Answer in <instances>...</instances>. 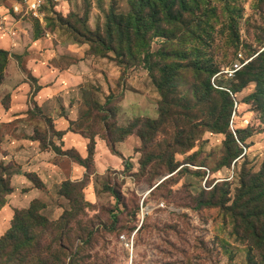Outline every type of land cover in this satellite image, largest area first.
Masks as SVG:
<instances>
[{
  "label": "rangeland",
  "instance_id": "374dc122",
  "mask_svg": "<svg viewBox=\"0 0 264 264\" xmlns=\"http://www.w3.org/2000/svg\"><path fill=\"white\" fill-rule=\"evenodd\" d=\"M43 1L40 20L0 2V107L18 96V119L0 122V240L24 226L0 264H264L256 84L217 79L243 158L227 166L225 135L209 130L224 104L214 74L240 55L247 72L264 50V0L178 1L171 18L143 23L139 0ZM33 154L40 175L21 169ZM18 175L44 196L16 222L28 191L14 194ZM223 194V206L197 207Z\"/></svg>",
  "mask_w": 264,
  "mask_h": 264
},
{
  "label": "trees",
  "instance_id": "16d2710c",
  "mask_svg": "<svg viewBox=\"0 0 264 264\" xmlns=\"http://www.w3.org/2000/svg\"><path fill=\"white\" fill-rule=\"evenodd\" d=\"M178 1H179V5L184 8L187 5H189L188 0H139V5H140L139 14L144 15L145 13L144 17H142L141 23H143L146 17L159 18V20H161V17H165L168 19L171 18L174 15L173 12L175 10V7ZM199 1L201 3H206V4L208 3L207 0H199ZM133 24H135V20L131 18L129 21V26L127 28V31H131L132 29H135L137 35H141L140 32L142 31V29L140 27L134 28ZM161 38L164 39L163 41L165 44L174 42V39H172L171 37H167L165 35H161ZM140 42L146 43V40L142 38L140 39ZM128 43L129 44L132 43L131 38L128 39ZM131 46L132 45H130L129 47ZM9 56L10 55L8 54V52L4 50H0V85L4 78V72L6 71ZM245 68L246 66L242 70H240L238 73H236L233 80H235L238 76L239 78H241L239 88L244 86L247 83L256 84V91L248 97V100L251 105L255 106L257 110H260V111L262 110L261 112L264 114V50L254 59L251 65L247 68V72H243ZM234 91H237V89L235 88ZM219 93H220V98L222 102H224V104L221 105L220 109L218 110L217 118L214 121L215 123L210 127L209 130H212V132H216V133H223L225 135L226 139L223 143L222 159L227 164V166H229L232 161L236 162L238 158L240 159L244 157V155H241L242 150L239 148V145H238L239 142L242 143L244 141V136H242L243 131L237 130L236 132L231 133L228 130V122H229L230 112L233 106V102L228 92L221 91ZM11 191L12 189L10 188L9 192L11 193ZM225 196L226 195L223 194L221 195V197L213 196L212 199H209L206 201H200L198 202L197 207L223 206V204H225L224 202ZM34 201L32 202V204L30 205L28 209H22L24 211L16 210L15 211L16 217L14 221L16 222L19 221V215L21 214H31L37 205V202H34ZM21 220H23V217L20 218V221ZM23 228L24 226H20L18 227V230H16L15 232L16 228L14 224L12 228L1 238L0 240V263L11 260V255H10L11 245L9 244L10 241L12 242L18 241L19 246L22 245L21 243L22 236L19 235V232H20L19 230H22ZM254 238H257L258 241L261 242V239H259L260 237L258 234L254 233ZM24 246L25 245H23L22 247H19L18 249H22ZM16 248L17 246L15 247V249ZM42 249L43 247L40 244H37L33 248L32 254L38 258ZM48 249L50 250L51 247H49ZM258 249L264 251V246L260 245L258 246ZM25 262H26L25 257L22 254L19 255L18 258H16V264H25ZM50 264H55V263H50ZM61 264H66V263L63 262Z\"/></svg>",
  "mask_w": 264,
  "mask_h": 264
},
{
  "label": "crops",
  "instance_id": "0c3cea01",
  "mask_svg": "<svg viewBox=\"0 0 264 264\" xmlns=\"http://www.w3.org/2000/svg\"><path fill=\"white\" fill-rule=\"evenodd\" d=\"M12 2H14V0H8V3L9 5L12 4ZM6 77V75H5ZM18 96H13L11 95L10 98H12V101L11 104L8 103V105L6 107L2 106L0 107V122H6V123H10V122H13L14 120L18 119V110L16 109L17 106V99ZM70 135L67 136V138H69ZM31 144H33L32 146H36L34 145L33 142H31ZM26 148L25 149H22L21 151H28V147L27 145H25ZM34 148V147H33ZM39 155V154H38ZM41 157V155H39ZM39 156H34V154L29 157L28 159L29 162H27L26 164H22V171L25 173L26 171H30V172H37V174H39V170L41 169L39 163L41 162V159H39ZM35 160H40V161H35ZM28 167V168H27ZM31 169V170H30ZM40 175V174H39ZM12 184L15 188V191L14 194H17V190L18 189H28V191L26 192V197H23L24 198V203H22L23 205H18L16 206V208L18 209H26L28 208L29 204L32 202V200L34 198H42V196H44L43 192L40 190V189H37V188H34L31 183L24 177V175H18V176H15L12 180ZM17 186V188H16ZM18 187H21V188H18ZM12 203V201L10 202Z\"/></svg>",
  "mask_w": 264,
  "mask_h": 264
},
{
  "label": "built area",
  "instance_id": "2783aa9c",
  "mask_svg": "<svg viewBox=\"0 0 264 264\" xmlns=\"http://www.w3.org/2000/svg\"><path fill=\"white\" fill-rule=\"evenodd\" d=\"M2 0H0L1 2ZM43 0H14L12 4H10V11L15 15H32L35 18L40 20L41 9L43 7ZM15 35V34H14ZM246 65L242 56H238V60H236L232 65H230L225 70H221L216 73L211 79V85L216 90L227 91V89H223L217 85V79L223 77L226 80H232L236 73L242 70Z\"/></svg>",
  "mask_w": 264,
  "mask_h": 264
}]
</instances>
